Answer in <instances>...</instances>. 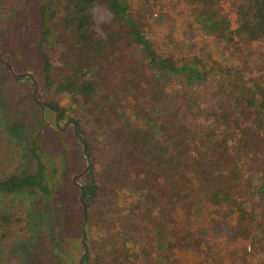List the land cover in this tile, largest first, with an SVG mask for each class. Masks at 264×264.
Segmentation results:
<instances>
[{
	"label": "trees",
	"instance_id": "1",
	"mask_svg": "<svg viewBox=\"0 0 264 264\" xmlns=\"http://www.w3.org/2000/svg\"><path fill=\"white\" fill-rule=\"evenodd\" d=\"M129 1L43 0L37 5L41 73L44 85L52 91L45 104L58 118L68 110L78 137L85 133L88 118L97 120L104 112V103L110 98L98 74L116 60L114 57H122L123 47L127 52H139L154 69L151 86L159 96L171 94L164 120L147 110L136 112L135 103L122 105L118 99L111 108L120 121L116 135L146 157L141 174L149 185L144 192L128 193L125 203L128 211L139 215L149 235L141 243L132 241L128 234L113 261L107 262L100 255L97 264H229L224 254H217L212 242L234 224L248 232L253 230L256 238L250 239L251 249L263 254L264 221L259 216L264 208L260 207L258 215L247 212L239 206V198L250 194L251 201L252 195L256 196L253 202L257 206L264 203V85L250 80L240 88L241 77L251 70L243 59L244 53L250 55L246 45L264 41V0H231L234 26L219 0H184L183 41L170 33L169 40L158 44L152 39L154 25H159L154 20L152 0H137L135 10ZM198 35L218 40L222 47L210 48ZM167 79L173 82L169 85ZM140 81L138 77L122 76L114 84L120 89L137 87ZM204 81L211 82L212 94H229L231 101L222 106L216 98L209 110L210 104L204 103L209 93L199 86ZM234 90H238L235 95ZM62 95L68 96L69 103H58ZM189 115L194 118L189 120ZM173 120L181 121L179 134L172 129ZM23 126L21 121L7 124L5 136L0 133V147L17 146ZM199 140H206V155L212 156L215 166L230 172L231 188L239 185L236 190L241 196L226 191L224 184L194 180L195 162H185L184 156ZM84 149L88 155L92 153L88 139H84ZM26 152L34 159L31 170L19 165L7 170L0 162V194L14 197L0 200V264L5 261L4 241L15 232H29L38 218L45 217L40 210L34 221L28 213L22 215L17 194L37 190L46 196L53 185L51 172L41 161V150L34 141ZM251 155L257 159L256 164L245 165ZM239 161L245 165L243 169ZM237 166L240 172L234 170ZM85 173L87 180L79 193L88 206L97 188L93 164ZM90 255L86 250L80 264H88Z\"/></svg>",
	"mask_w": 264,
	"mask_h": 264
},
{
	"label": "rangeland",
	"instance_id": "2",
	"mask_svg": "<svg viewBox=\"0 0 264 264\" xmlns=\"http://www.w3.org/2000/svg\"><path fill=\"white\" fill-rule=\"evenodd\" d=\"M41 1L0 0V129L3 130L0 133L5 136V127L10 122L21 121L24 125L22 139L17 146L3 144L0 147L1 166L10 170L19 165V168L31 170L34 159L26 152V147L34 141L41 150L40 159L51 172L53 182L46 196L37 190L17 194V204L22 215L28 213V218L34 221L40 210L45 217H41L42 220L38 218V224L32 225L29 232H15L4 241L3 264H77L84 248L85 252L89 250L91 253L88 264H97L100 255H104L106 261L110 262L125 244L124 237L128 234L132 241L145 243L149 234L142 228L139 215L127 210L125 197L128 193L144 192L150 182L141 174L146 157L127 147L120 136L116 135L120 121L111 113V108L117 104L118 99L122 105L135 103L136 112L147 110L151 115L160 116L159 119L164 120L171 94L159 96L155 86H151L155 81L154 69L139 52H127L128 49L123 47L122 57L118 60L114 57L116 60L111 61V65L98 74L99 79L104 80L110 100L104 103V112L97 120L88 118L84 124L85 133L78 137L73 130L75 122L67 116L69 111L58 118L54 109L45 104L52 97V91L44 85L41 57L37 48L40 34L37 5ZM151 2L154 20L159 24L154 25L153 42L158 44L160 40H169L172 36L170 33L174 39L182 42L180 39L184 38L185 30L184 0ZM219 3L226 11L231 26H234L231 0H219ZM129 4L132 10L139 6L137 0H130ZM198 36L210 48L222 47L218 40ZM250 44L246 45L250 47V55L244 52L242 55L251 70L241 77L240 88L250 80L264 85V41ZM246 46L243 45V48ZM122 76L141 78L140 85H127L118 89L114 83ZM167 81L169 85L173 82L172 79ZM199 86L203 92L209 93L204 102L210 104L209 110L213 109L216 98L222 106L231 101L229 94L220 91L212 94L214 88L210 81H204ZM233 92L235 95L238 90ZM58 103H69L68 96H59ZM192 118L189 115V120ZM180 123L178 120L172 122V129L177 134ZM84 139H88L92 147L88 162L89 165L93 164L97 180L95 198L88 206L85 205V212L79 197V187L87 180L85 170L82 171L87 162L83 154ZM206 150V140H199L196 148L184 156L185 162H195L192 166L194 180L206 179L224 184L226 191L241 196L236 190L239 185L235 189L231 188L230 172L215 166L212 156L206 155ZM256 161L255 156L251 155L245 160V165L254 166ZM239 164L242 163L239 161ZM245 165H241L242 169ZM233 168L238 172L241 170L240 166ZM250 197V194L241 196L239 206L241 204L247 212L258 215L264 203L257 206L253 202L256 196L252 195L253 201ZM8 198H14L13 194H0V200ZM259 220L264 221V211L260 212ZM253 237V230L248 232L243 226L234 224L223 235L217 236L212 245L217 254H224L229 264H264V253L251 249L250 239Z\"/></svg>",
	"mask_w": 264,
	"mask_h": 264
},
{
	"label": "water",
	"instance_id": "3",
	"mask_svg": "<svg viewBox=\"0 0 264 264\" xmlns=\"http://www.w3.org/2000/svg\"><path fill=\"white\" fill-rule=\"evenodd\" d=\"M74 128H75V123H73V130H74ZM83 154H84V156H85V158H86V160H87V162H86V165H85V167L82 169V171H84L88 166H89V162H88V154H87V152H86V150L83 148ZM72 178H73V176H72ZM77 185H79L77 182H75ZM79 197H81V194L79 193ZM82 209H83V212H85V203L82 201ZM83 245H84V243H82ZM85 254V248L83 249V251H82V253L80 254V256L78 257V259H77V264H80V260H81V258H82V256Z\"/></svg>",
	"mask_w": 264,
	"mask_h": 264
},
{
	"label": "built area",
	"instance_id": "4",
	"mask_svg": "<svg viewBox=\"0 0 264 264\" xmlns=\"http://www.w3.org/2000/svg\"><path fill=\"white\" fill-rule=\"evenodd\" d=\"M227 3L229 4V1Z\"/></svg>",
	"mask_w": 264,
	"mask_h": 264
}]
</instances>
